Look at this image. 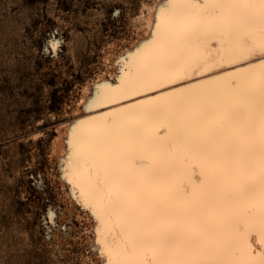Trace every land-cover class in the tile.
Masks as SVG:
<instances>
[{
    "label": "snow or ice",
    "instance_id": "obj_1",
    "mask_svg": "<svg viewBox=\"0 0 264 264\" xmlns=\"http://www.w3.org/2000/svg\"><path fill=\"white\" fill-rule=\"evenodd\" d=\"M257 52L264 0H168L127 78L97 101ZM73 155L70 178L100 222L107 264H264L249 239H264V62L81 121Z\"/></svg>",
    "mask_w": 264,
    "mask_h": 264
},
{
    "label": "rangeland",
    "instance_id": "obj_2",
    "mask_svg": "<svg viewBox=\"0 0 264 264\" xmlns=\"http://www.w3.org/2000/svg\"><path fill=\"white\" fill-rule=\"evenodd\" d=\"M138 2L0 0V264H101L92 260L88 212L69 197L51 142L82 85L108 69L105 49L129 43ZM86 28L100 37L91 54L77 49L74 58L66 43ZM60 36L56 57L50 40Z\"/></svg>",
    "mask_w": 264,
    "mask_h": 264
},
{
    "label": "bare ground",
    "instance_id": "obj_3",
    "mask_svg": "<svg viewBox=\"0 0 264 264\" xmlns=\"http://www.w3.org/2000/svg\"><path fill=\"white\" fill-rule=\"evenodd\" d=\"M166 3H168V0H139L136 6V11L133 13V15H131L132 21L134 22L133 25H135V30L134 34L130 38L129 43L119 47L118 43L115 42L105 49L103 57L105 63L110 64L107 67L108 69L96 72L82 85L80 96L75 101L73 107H71L70 114H72V117L58 125L57 134L51 142L52 155H54L60 163L59 165L62 171L60 177L68 181L70 185L68 186L69 197L72 198L74 202L80 203L82 205L81 207H84V210H87L88 212L87 215L89 217V223L91 229L93 230L91 231L92 233L94 232L93 238H90L89 241L93 242L98 249V253L92 260L94 262L101 261V264H107V257L101 251L102 245L100 243L99 232L101 227L100 222L97 219L93 208L89 206L82 196L80 183L74 182V180L70 178L75 160L73 155V130L76 129L79 131L81 128V121H91L93 117H102L107 112H114L117 109L124 108L130 104L148 100L151 97L163 92L171 91L174 88L194 83L196 80H203L209 77L220 75L223 72L232 70L234 67H243L247 64L264 62V53L257 52L247 60L240 61L236 65L225 64L222 67L213 68L211 71H206L202 75L194 77L191 80H180L175 84L166 85L163 88L154 89L152 91H142L136 95H128L126 98L117 97L113 102L97 101V92L105 85L111 86V88L115 89L117 86L121 85L122 76L127 78L132 59L136 55L137 50L143 48L155 34V25L159 19V7ZM91 13L96 14L94 10ZM100 34L101 33L93 34L88 28H86L84 31H73L72 38L66 43L68 44V48L70 49L69 51H71L73 57L75 58V51L77 49H82L87 54H91L95 46L94 43L100 37ZM61 37L62 36L59 38L53 37L50 40L52 51L56 57L59 55L58 48L63 42ZM212 46H217L216 41L212 42ZM132 71L134 72L135 69H132ZM233 83H235V81H233ZM68 108L69 106L65 107V114L69 113ZM94 123L99 122L97 121ZM39 134L40 133L34 134V138H37ZM49 214L50 219L53 220L54 212L50 210ZM65 236L75 238L76 233L74 234L71 230V227H68ZM249 239L256 252L264 251V239H262L258 232L253 231ZM70 253L72 256L78 257L75 255L73 250H70ZM51 259H58L56 250L51 253ZM59 264L62 263L60 262Z\"/></svg>",
    "mask_w": 264,
    "mask_h": 264
}]
</instances>
